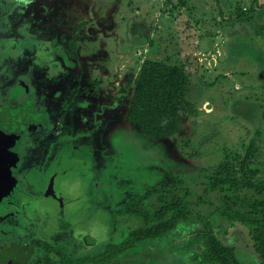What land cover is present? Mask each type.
Here are the masks:
<instances>
[{
  "label": "rangeland",
  "instance_id": "374dc122",
  "mask_svg": "<svg viewBox=\"0 0 264 264\" xmlns=\"http://www.w3.org/2000/svg\"><path fill=\"white\" fill-rule=\"evenodd\" d=\"M20 3L10 11L25 15L19 33L0 39L1 55L15 54L6 55L11 79L0 91V108L9 110L14 98L34 120L14 140L21 155L36 146L31 207L37 216L47 211L55 248L71 262L84 259L75 264H105L93 257L142 225L117 211L159 181L173 184L171 173L192 183L191 214L176 230L181 242H148L108 264H189L196 243L185 236L205 220L241 262L257 264L250 229L220 217L214 195L204 203L196 197L200 182L223 161L244 184L264 188V0ZM146 59L178 65L188 75V104L166 138L150 140L125 118ZM57 213L66 215L62 222ZM51 259L61 261L55 252Z\"/></svg>",
  "mask_w": 264,
  "mask_h": 264
},
{
  "label": "trees",
  "instance_id": "16d2710c",
  "mask_svg": "<svg viewBox=\"0 0 264 264\" xmlns=\"http://www.w3.org/2000/svg\"><path fill=\"white\" fill-rule=\"evenodd\" d=\"M261 6L264 11V4ZM187 83L188 75L182 67L144 60L130 96L126 120L136 125L150 140L173 135L178 129L180 111L188 104L184 100ZM227 168V161H223L206 181L200 182L196 201L204 203L205 196L214 195L219 201L217 211L220 217L230 226L241 224L250 229L257 264H264V188L249 181L244 184ZM168 175L173 184L159 181L142 196H131L117 211L139 219L142 225L130 228L118 243L108 244L93 259L104 260L108 264L112 256L128 251L134 253L137 247H145L148 242L166 239L172 246L177 241L181 242L182 235H178L176 230L191 214L193 201L189 187L192 183L182 174ZM246 188L252 189L253 193L246 195ZM260 194L263 196L259 197ZM185 237L196 243L189 264H244L237 258L234 246L224 243L208 220Z\"/></svg>",
  "mask_w": 264,
  "mask_h": 264
},
{
  "label": "flooded vegetation",
  "instance_id": "af4514ba",
  "mask_svg": "<svg viewBox=\"0 0 264 264\" xmlns=\"http://www.w3.org/2000/svg\"><path fill=\"white\" fill-rule=\"evenodd\" d=\"M20 2L21 0H0V37H2L0 39L4 38L5 32L13 35L19 33L17 24L25 18V15L17 13L15 16L10 11L14 6H21ZM1 49L2 46H0V91H3L9 86L11 79L6 71L9 68V62L5 61L6 55H10L9 58H11V56L15 57V54L8 52L1 55ZM34 75L33 71L29 75L30 85L35 78ZM0 101H3L1 92ZM8 106L9 110H4L3 105L0 108V264H75L83 262L84 259L80 258L71 262L67 256L68 252L55 248L50 235L52 230L50 224L52 226V223L47 221V211L42 216H37L36 209L32 210L31 201H35V192L31 176L36 167L33 161L36 146L34 143L35 147L32 146L30 153L24 152L21 155L22 148L19 147V142L14 140V135L18 134L19 129L31 130L34 127V120L29 117L24 107H19L16 99L12 98ZM65 113L66 108H63L62 118ZM9 139L13 143L8 142ZM22 156L25 160L21 166H18L17 161ZM33 167L34 170H32ZM25 193L28 195L22 204L21 197ZM59 216H61L60 213L58 214L60 222L63 217H66L64 214ZM43 218L45 222L42 221ZM57 222L58 220L53 222V225ZM43 230H45L44 236H42ZM53 252L59 255L60 263L52 261Z\"/></svg>",
  "mask_w": 264,
  "mask_h": 264
},
{
  "label": "crops",
  "instance_id": "0c3cea01",
  "mask_svg": "<svg viewBox=\"0 0 264 264\" xmlns=\"http://www.w3.org/2000/svg\"><path fill=\"white\" fill-rule=\"evenodd\" d=\"M220 4H222V5H223V3H220ZM220 4H219V5H220Z\"/></svg>",
  "mask_w": 264,
  "mask_h": 264
}]
</instances>
